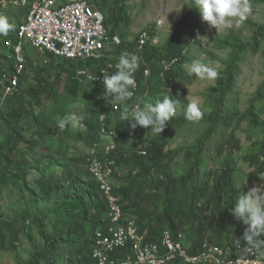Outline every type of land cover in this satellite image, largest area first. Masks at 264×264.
<instances>
[{"label": "rangeland", "instance_id": "obj_1", "mask_svg": "<svg viewBox=\"0 0 264 264\" xmlns=\"http://www.w3.org/2000/svg\"><path fill=\"white\" fill-rule=\"evenodd\" d=\"M0 1H4L0 4V17H6L8 21L14 25V28L19 27L20 29V25L26 24L31 15L34 19L36 17V14H33L31 11V4L20 6L15 3V0ZM89 1L95 3V0ZM111 1L113 4L117 2L118 6L126 8V10H123L124 12L120 14L121 17L119 22L122 32L118 34L120 38L122 34H126L127 37L124 41L131 44L130 49L121 47V38V43L116 44V46H118L112 47L111 50L116 53V57L118 51H133L136 47L134 46V42H138L140 34L143 31L147 30L150 36L149 46L151 48L144 50L143 53L140 54V66L136 72L137 77L135 75L137 81L133 97L124 102V104L115 102L121 104L120 110H122V108H127L129 113L133 111V108H137V105L138 108L143 109L145 106L149 105L150 102L153 103L154 100H150L152 98L148 99L150 96L162 100L165 96V94H163V89L170 91V99L177 103V110L174 117L182 118L185 116V108L179 101L181 97H185L188 101L197 102L202 112L210 113L213 94L209 89L215 86L218 79L222 76V72L227 67L225 61L229 59L230 52L232 51V49L229 48L216 49L214 39L216 37L229 39L231 35L235 34L248 43V48L239 54L237 65L232 71L234 83L231 91L226 95L225 107L227 115L224 117V120L227 124L220 125L219 128L213 130L209 140L206 142L203 153L204 166L201 168V171L207 178V185L216 187L217 173L229 162L236 167L235 184L239 190V195L246 194L253 187H264V180H261L259 176L256 179L252 178V174L257 168L253 163L251 164L250 161L244 158L246 151L252 149L253 142L258 137V134H255L254 130L249 128L248 121L243 116L254 92L257 89H261L264 94V38L261 36L255 38V29L247 22L251 20L258 24L264 23V0H249L251 11L248 18L239 24L236 20H233V26L231 28H224L221 26L219 31L217 28L211 27L206 22H203L198 10L190 8L194 6L193 0ZM95 4L99 8L98 4ZM27 7L29 8L28 13L23 12L24 8ZM178 9L180 10L177 11ZM107 18H109L108 15ZM31 23L36 27L38 26L36 21ZM105 27L108 31L106 24ZM198 34L202 36L199 39H197ZM3 39L4 38H2V41L0 40V73H4V70L8 67L6 59L9 60V57L11 58V56H9V50L3 46ZM192 40H196V43L193 42L189 44ZM33 47L34 46L30 42H25L23 46V54L24 48L28 49L29 53L28 59L25 58L26 65H24L25 68L23 69L25 70L28 66L29 74L24 81H26L29 86L36 85L37 77H43L44 73H48V68L52 69V73L55 71L57 73H63V68L61 67L65 66L63 63L65 61L62 62L61 60L54 59L52 56L53 54L51 55L50 53L41 54L37 48ZM209 53H212L215 58H210L208 55ZM194 59H198L202 63L215 68L219 73L218 77L214 80H201L195 75L190 76L188 74V69ZM67 60L76 61L70 58H67ZM161 60L171 63L169 70L164 71ZM65 63L67 64V62ZM147 65L151 67V73H155L151 78V83H149L150 76L145 77L144 73H140L141 69L143 70ZM172 68H175L174 75H172L174 78L171 77L169 80H166V73ZM7 73L12 74V72ZM37 73L40 74L37 76ZM157 73H160L159 79L157 78ZM162 73H164V78L161 77ZM81 78L85 79L84 77ZM5 79L4 75L2 81H5ZM161 80L163 82H168L164 84ZM54 83L55 88L59 90L65 88V83L62 80L56 78ZM139 89L141 90L140 92L138 91ZM2 90H4V88H2L0 78V94ZM91 92L96 96L97 101H101L105 89L103 86L98 88L92 87ZM46 102V106L51 104L50 100H46ZM257 106L259 109L264 107V98ZM98 108V106L89 108L83 100H78L70 110V113L74 112L84 117L79 125L74 127L76 130L83 131L84 139L74 140L71 146L70 154L75 157L72 170L82 177L93 179L96 183H98L95 180L97 178L90 172L88 165L85 163V155L87 156V152H89L91 146L90 143L93 139V134L88 123L90 115L89 110L96 112ZM261 114L262 119H264L263 110H261ZM24 124L25 129L23 135L26 140L15 144L10 155L15 161H24V166L29 170L28 179L31 181L34 189H36L38 193H42V189L47 186L49 182L55 181L56 178L62 179L65 172L59 168L42 171L33 168L34 165L38 163H44V154H42L40 149H38L37 154L33 152L35 146L28 141L35 136L36 128L31 122H26ZM116 126L119 128V133L116 134L115 137H112L116 144V147L112 151V157L115 160L114 171L116 172L117 170V173L120 175L114 179V173L110 185L113 186L114 191L115 184H127L126 177L129 173L135 175L134 187L136 189L138 188L137 191L139 194H136L133 199L134 206L130 202H124L126 203L124 207L129 214L137 218L139 217L142 219V222L149 225L151 220L150 213L154 208L158 215H163L164 209H170L171 215L174 217L176 216V230L184 234L183 239L188 250L194 246L193 243H189L191 237L188 236L189 239L186 235L188 228L191 227L192 231L190 234H192V236L198 240H202L199 242V246L198 244L196 245L199 247L197 253L202 249L204 243L218 245L216 244L218 240H225L226 242L231 239L242 240L243 234L235 238H233L231 234V237L225 239L224 235H226V233H219L222 222L226 219L220 215L223 214L225 208H221L219 211L216 210V218L213 219V222L210 221L213 212L210 211L211 209L205 210V198L198 190H190L189 192L176 190V195L172 193L174 196L170 202L172 204L169 203L167 206L163 202H160V205L156 207L153 203V198H150L151 194L163 193L165 188L170 187L169 182L171 180L184 173L187 167V160H189L187 151L190 149L192 154H194L193 145L196 142V138L209 127L208 122L201 120L195 123L182 122L176 124L172 130L169 129L167 124L161 134L152 132L150 129L145 130L143 127H137L131 130L127 126V121L122 118L117 121ZM114 127L112 130H115ZM123 129H125V136H127L126 141L123 142L126 152L123 157H120V155L116 153L115 158L114 151L118 146L117 139ZM56 131L59 130L56 128ZM232 132L235 133L238 139V143L234 147L233 141L231 140ZM98 141L100 145L102 144V151L104 147L107 148L113 142V140L106 135H102V137L98 136ZM99 150L100 158L103 159L102 151L101 149ZM261 157L264 164V155H261ZM116 159L118 168L116 167ZM102 164L104 165L105 161H103ZM153 181H159L161 187L155 190L154 186L151 185ZM113 193L121 198L115 191ZM11 201H13V199H8L6 197L4 199L1 198L0 204L7 210ZM220 201H230L228 193L224 192ZM138 206L141 207L143 218L138 216L136 212V207ZM194 215L201 216L203 230H200V224L192 220ZM153 225H155V222H153ZM238 227H240V229L242 227L244 233L246 226L242 222H239ZM17 244L19 245V252L27 256L28 250L30 249L29 244L24 240ZM241 244L243 245L244 241L241 242ZM218 246H229L233 248L235 247L234 240L231 243H227V245ZM236 253L239 258H243L247 262L246 264H253V260L255 259L264 261V248L259 250L256 247L248 253H244L242 249L237 248ZM13 257L14 252H12V250L0 252V264H16Z\"/></svg>", "mask_w": 264, "mask_h": 264}, {"label": "trees", "instance_id": "obj_2", "mask_svg": "<svg viewBox=\"0 0 264 264\" xmlns=\"http://www.w3.org/2000/svg\"><path fill=\"white\" fill-rule=\"evenodd\" d=\"M95 3L98 4L105 15V24L109 35H119L118 33L122 32L119 22L120 14L126 8L118 6L117 2L113 4L111 0H95ZM28 11V7L23 10L26 13ZM106 14L109 18H107ZM247 22L255 29V38L259 36L264 38V23L258 24L251 20ZM19 30V27H16L10 31L7 37H0L1 41L4 38V45H2L9 50V56H11L9 60L6 59L8 64L7 69L4 70V73H0L1 81L5 74H8V76L11 74L7 72L13 73L16 68L15 54L11 47H7L6 42L12 40L17 44ZM126 37V34H122L121 47L130 49L131 44L124 41ZM214 44L216 49L229 48L232 51L230 52L229 59L225 61L227 67L222 72V76L218 79L217 84L209 89L213 94L212 109L210 113L202 112L203 116L201 121L208 122L209 127L196 138V142L193 145L194 154H192L190 149L187 151L189 160H187V167L184 173L171 180L169 182L170 187L165 188L163 193L151 194L150 198H153V203L156 207L160 205V202H163L167 206L171 202L172 197H174L172 193L176 195V190L187 192L190 190L200 191L205 198V210L211 209L210 211L213 212L210 221L213 222V219L216 218V210L219 211L221 208H225L223 214L220 215L226 219L222 222L219 233L224 234L225 232L226 235L224 237L226 239L231 237V234L233 238L242 236L243 234V228L241 227L240 229L238 227L240 221L235 220L228 211V208L234 206L240 196L235 184L236 167L229 162L225 164L216 175V187L207 185V178L202 173L201 168L204 166L203 153L206 142L209 140L213 130L219 128L220 125L227 124L224 120V117L227 115L225 107L226 95L233 87L234 79L232 71L237 65L239 54L248 48V43L233 34L229 39L216 37ZM117 46L115 45V47ZM134 46H137V42H134ZM148 48H151L149 44L145 47V50ZM126 53L136 54L135 49L130 52L124 50L118 51L116 57L114 51H107L101 59L83 61H71L67 60V58L51 54L54 59L67 62V64L63 62L65 66L61 67L63 68V73H57L56 71L52 73V69L48 68V73H44L43 77H37L36 85L29 86L24 81L29 74L27 66L20 75L18 85L13 87L11 92L7 93L5 89L1 91L0 199L6 197L13 199V201L9 203L7 210L0 204V252L12 250L16 264H97L93 257V239L96 232L104 229L109 223V202L107 203L108 199L99 183H96L93 179L82 177L72 170L75 157L70 154L71 146L74 140L84 139L83 131L74 128L66 129V131H56V120L69 114L72 106L78 100H83L89 108L99 107L96 112L89 110L88 123L93 134V139L90 143L91 146L99 142L98 136L102 137L104 122L108 126L106 127L108 132L116 126L117 121L122 118L124 109L113 111L112 106L115 102L109 100L108 103L104 99L97 101L96 96L91 92V88H98L103 86V84L101 82L88 81L86 77H84L85 79L79 78L78 71L87 68L97 74L101 72L102 68L112 63L113 68L110 70V73L114 74L115 64L119 62V57ZM208 55L212 59L215 58L212 53ZM24 56L28 59V49L24 48ZM172 69L166 73V80L173 77L175 68ZM140 73L143 74L144 69H141ZM39 74L37 73V76ZM135 75L137 77V73ZM154 75L155 73L150 75L149 83H151V78ZM159 75L160 73H157L158 79ZM56 78L64 81L65 88L63 90L55 88L54 81ZM167 82L164 81L163 83L167 84ZM3 83H9L7 77ZM2 88H4L3 84ZM138 91L140 92L141 90L139 89ZM163 94L171 98L170 91L163 89ZM263 98V91L257 89L249 100V104L243 114L248 121L249 128L254 130L255 134H258V137L253 142L252 149L246 151L244 156L246 160L250 161L251 164L253 163L257 168L252 174V178L254 179L259 174L264 173V164L261 157V155H264V119L261 117V110L264 111V107L259 109L257 106L258 103L263 101ZM148 99L154 100L153 103L150 102L153 106L157 101L161 100L153 98L152 96L148 97ZM46 100H50L51 104L46 106ZM179 101L186 109L189 102L188 99L181 97ZM119 105L121 108V104ZM102 115L106 116L104 122L101 121ZM26 122H31L36 128L35 136L28 141L35 146L33 152L37 154L38 149H40L42 154H44V163H38L33 168L40 171L59 168L65 172L62 179L56 178L55 181L49 182L42 189V193H38L28 179L29 170L24 166V161H15L10 155L15 144L26 140L23 135L25 129L24 123ZM182 122L189 121L185 119V116L182 118L173 117L168 123L169 129L172 130L176 124ZM125 135V129H123L117 139L118 146L114 151L115 158L116 153L120 157H123L126 152V148L123 146V142L126 141L127 137ZM231 140L233 141L234 147L238 143L234 132L231 133ZM100 149L102 151L103 147L100 146ZM88 154L89 152H87V156L85 155L86 164ZM117 163L116 159V167L118 168ZM118 175L120 174L116 170L114 179ZM135 178L133 173H129L126 177L127 184H115L114 187L115 193L122 198L123 216L125 218L135 219L140 231H147L148 241L158 242L161 238V233L165 229H170L174 235L181 233L176 230V216L171 215V210L168 208L164 209L163 215H158L154 208L150 213L151 220L149 225L142 222V219L139 217L137 218L126 211L124 204L130 202L134 206L133 199L136 194H139L137 191L138 188L136 189L134 187ZM151 185L154 186L155 190L161 187L159 181H153ZM224 192L228 193L230 201H220ZM136 208L138 216L143 218L141 207L138 206ZM192 220L200 224V230H203L200 215H194ZM153 222H155V225H153ZM191 231L192 229L190 227L186 233L187 237H191V239L188 237L190 239L189 243L194 244L189 249V252L190 254H196L199 248V242L202 240H198L192 236L190 234ZM23 240L30 246L27 256L19 252V245L17 243ZM233 240L231 239L228 242L218 240L216 244L223 246L233 242ZM241 242L243 241L241 240ZM197 244L198 246H196ZM257 248L262 250L264 247ZM129 250L130 248L126 251ZM175 264L185 263L178 260Z\"/></svg>", "mask_w": 264, "mask_h": 264}, {"label": "built area", "instance_id": "obj_3", "mask_svg": "<svg viewBox=\"0 0 264 264\" xmlns=\"http://www.w3.org/2000/svg\"><path fill=\"white\" fill-rule=\"evenodd\" d=\"M1 2L4 1H0ZM20 6L31 4L32 13L36 14L35 19L30 17L29 21L20 25L19 38L15 44L8 40L6 45L11 47L16 57V70L14 73L5 74L9 83H3L7 93L18 85L20 75L25 65L23 46L30 42L41 54L50 53L63 58H70L76 61L101 59L112 47L121 43L119 35L110 36L105 27L104 13L89 0H15ZM31 13V12H30ZM36 21V27L31 22ZM150 42L148 31L140 34L135 48L136 56L140 59L145 47ZM175 62V61H173ZM164 71L169 70L171 63L161 61ZM160 64V65H161ZM113 64L102 68L109 71ZM93 73L87 68L79 70L78 76L86 77L87 80L103 81V72ZM151 75L150 67H145L144 76ZM97 76V79H96ZM161 77H165L164 73ZM113 111L120 110L119 103L113 104ZM138 107V105H137ZM134 110V108H133ZM106 116H102V121ZM102 134L109 136L113 142L102 151L103 159L100 158V151L96 143L89 151L88 168L97 179H95L105 192L109 207V223L104 229L96 232L94 237L93 257L97 264H175L180 260L185 264H246L243 258L237 256V247H221L204 243L202 249L194 254L184 243V234L181 232L174 235L170 229L161 233L158 242L147 240V231L141 232L135 219H128L125 223L121 221L123 210L121 198L114 195L112 182L115 173V160L112 151L116 147L114 139L116 131L107 132L106 123H103ZM105 161L103 165L102 162ZM113 170V171H112ZM129 251H126L129 249ZM255 250V249H254ZM256 251V250H255ZM115 255V257H114ZM253 264H264V261L253 260Z\"/></svg>", "mask_w": 264, "mask_h": 264}, {"label": "clouds", "instance_id": "obj_4", "mask_svg": "<svg viewBox=\"0 0 264 264\" xmlns=\"http://www.w3.org/2000/svg\"><path fill=\"white\" fill-rule=\"evenodd\" d=\"M193 5L192 7L188 6L198 10L202 21L217 28L218 31L221 26L231 28L233 20H236L238 24L244 22L251 11L249 0H193ZM12 30H14V25L6 17H0V37H7ZM200 37L202 36L198 34L197 39ZM193 42L196 43V40H192L189 44ZM139 66V60L135 54H122L119 57V62L115 64L114 74L102 70L104 75L102 84L105 92L101 98L108 103L111 100L121 104L131 99L136 88L135 73ZM188 74L195 75L201 80H214L219 73L215 68L194 59L188 69ZM176 110V101L165 95L154 106L149 104L143 109L137 107L130 113L125 108L122 119L127 121V126L131 130L143 127L161 134L175 116ZM202 116L203 113L198 103L189 101L185 109V119L195 123L200 121ZM83 118V115L74 112L66 114L63 118L56 120V128L59 131H66V129L77 127ZM258 176L264 180V174ZM228 211L235 220L246 226L241 238L245 243L242 245L241 240L234 239L235 247L242 249L244 253H248L256 247H264V238H262L264 237V187H253L246 194L240 195L234 206L228 208Z\"/></svg>", "mask_w": 264, "mask_h": 264}, {"label": "bare ground", "instance_id": "obj_5", "mask_svg": "<svg viewBox=\"0 0 264 264\" xmlns=\"http://www.w3.org/2000/svg\"><path fill=\"white\" fill-rule=\"evenodd\" d=\"M97 6V5H96ZM14 42V41H13ZM145 50V49H144ZM112 130V129H111ZM110 130V131H111ZM114 131H116L117 133H119V130H118V128H116L115 127V130ZM97 144H98V148L100 149V146H102V144L100 145V142H97ZM95 145V144H94ZM93 145V146H94ZM92 146V147H93ZM92 147H90V149L92 148ZM90 149H89V151H90ZM100 151V150H99ZM89 155V154H88ZM87 165H88V158H87ZM109 202V201H108ZM122 206V205H121ZM109 207H110V203H109ZM123 210V209H122ZM128 219H133V218H125L123 215H122V218H121V221L123 222V223H125ZM110 221V220H109Z\"/></svg>", "mask_w": 264, "mask_h": 264}]
</instances>
